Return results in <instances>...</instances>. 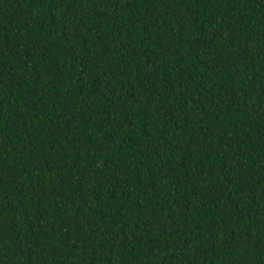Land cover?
<instances>
[{"label": "trees", "instance_id": "obj_1", "mask_svg": "<svg viewBox=\"0 0 264 264\" xmlns=\"http://www.w3.org/2000/svg\"><path fill=\"white\" fill-rule=\"evenodd\" d=\"M0 264H264V0H0Z\"/></svg>", "mask_w": 264, "mask_h": 264}]
</instances>
